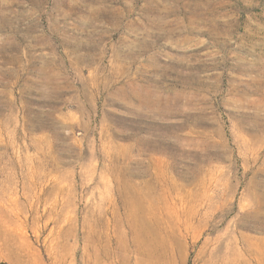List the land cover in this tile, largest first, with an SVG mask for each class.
<instances>
[{"label": "rangeland", "instance_id": "1", "mask_svg": "<svg viewBox=\"0 0 264 264\" xmlns=\"http://www.w3.org/2000/svg\"><path fill=\"white\" fill-rule=\"evenodd\" d=\"M0 264H264V0H0Z\"/></svg>", "mask_w": 264, "mask_h": 264}, {"label": "bare ground", "instance_id": "2", "mask_svg": "<svg viewBox=\"0 0 264 264\" xmlns=\"http://www.w3.org/2000/svg\"><path fill=\"white\" fill-rule=\"evenodd\" d=\"M137 217V216H136ZM141 218V217H140ZM145 233V232H144ZM152 243V242H151ZM147 249V248H146Z\"/></svg>", "mask_w": 264, "mask_h": 264}]
</instances>
